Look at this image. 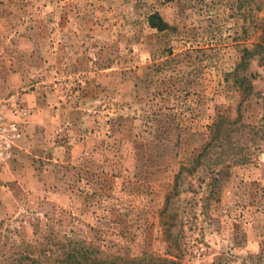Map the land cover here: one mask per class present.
I'll use <instances>...</instances> for the list:
<instances>
[{
    "label": "rangeland",
    "instance_id": "obj_1",
    "mask_svg": "<svg viewBox=\"0 0 264 264\" xmlns=\"http://www.w3.org/2000/svg\"><path fill=\"white\" fill-rule=\"evenodd\" d=\"M262 29L264 0H0V100L28 113L0 169V264H48L66 238L164 257L176 183L182 264H264V53L248 99L232 78ZM218 117L229 155L197 160Z\"/></svg>",
    "mask_w": 264,
    "mask_h": 264
},
{
    "label": "trees",
    "instance_id": "obj_2",
    "mask_svg": "<svg viewBox=\"0 0 264 264\" xmlns=\"http://www.w3.org/2000/svg\"><path fill=\"white\" fill-rule=\"evenodd\" d=\"M148 23L151 28L160 32L168 28V25L158 13L151 14L148 17ZM262 31L264 32V29H262ZM261 39L264 40V34ZM242 52L243 55L240 57L239 64L232 71V78L235 86L238 88V91L243 96V100H246L253 94V86L244 72L250 59L257 55L261 56L264 53V45L263 43H258L253 45L252 48H244ZM260 99L264 105V97L262 95L260 96ZM227 125H232V123H229V121L224 117H218L210 129V141L204 146L202 153L197 156V160L205 157L207 155V151H211L215 147H219L221 149V153H219L220 156H223L224 154L226 156L229 155L225 149V146L228 144L223 143L224 137L226 138L228 136L226 133ZM250 128L254 135H256L258 131L262 133L264 132V125L259 126L258 128ZM227 148L230 150L228 146ZM231 156L233 158L232 164L235 165L243 166L250 161L248 154L240 156L239 153H233ZM220 160L223 159L219 157V161ZM213 174L214 175L210 182L211 185H209L211 187H213V185L218 181L219 177H222L219 171ZM177 188L178 183L175 184L174 192L166 198L165 206L161 212V224L163 226L165 240L168 243L167 251L164 257L154 255L153 253L146 251L139 253V255H132L128 253L127 250L116 255L110 253L103 254L99 250V246H94L92 242L87 243L86 240H72L66 238L58 248L57 257L52 259L51 254L47 257L48 264H182L181 259L184 257L180 241L182 235L179 233L180 230L177 234L173 232V228L176 226V212L174 211L176 208L174 206L173 199L179 193ZM213 193V190H210L208 196L203 199V201H206V205L203 209H207V206L211 203L210 200L213 199ZM260 258L263 257L260 256ZM22 259L23 261L30 262V264L39 263V259L34 252H28ZM20 264H24V262H20Z\"/></svg>",
    "mask_w": 264,
    "mask_h": 264
},
{
    "label": "built area",
    "instance_id": "obj_3",
    "mask_svg": "<svg viewBox=\"0 0 264 264\" xmlns=\"http://www.w3.org/2000/svg\"><path fill=\"white\" fill-rule=\"evenodd\" d=\"M28 113L0 100V169L14 163L16 146L27 124Z\"/></svg>",
    "mask_w": 264,
    "mask_h": 264
}]
</instances>
